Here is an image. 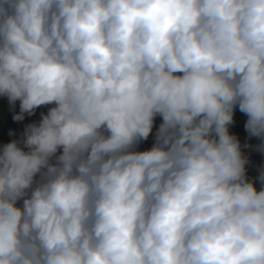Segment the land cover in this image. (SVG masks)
<instances>
[{
    "label": "clouds",
    "instance_id": "obj_1",
    "mask_svg": "<svg viewBox=\"0 0 264 264\" xmlns=\"http://www.w3.org/2000/svg\"><path fill=\"white\" fill-rule=\"evenodd\" d=\"M0 97V264H264V0H0Z\"/></svg>",
    "mask_w": 264,
    "mask_h": 264
},
{
    "label": "trees",
    "instance_id": "obj_2",
    "mask_svg": "<svg viewBox=\"0 0 264 264\" xmlns=\"http://www.w3.org/2000/svg\"><path fill=\"white\" fill-rule=\"evenodd\" d=\"M47 107H41L36 110L35 115L29 117L25 115V118L23 121L15 122L12 120L13 110L10 108L8 101L4 97H0V147H2L4 144L10 142L13 139H18L21 134L24 131V127L33 122H38L40 113L44 112L46 114ZM15 113H19V102H17L15 106ZM234 123L232 126H230L229 131L230 134L236 135L238 140L240 141L241 145L248 143L250 145H256L259 143V141L256 138H250L248 137L247 132L244 128V123L247 120V117L245 114L241 113L239 109L237 108L234 112L233 116ZM160 122V118L157 117L156 123L157 125ZM9 131H12L14 135L9 136ZM152 144V138L150 136L148 141L143 142L139 146V150H146L151 147ZM246 155H248L250 164L246 166L247 168V175L248 177L254 178L256 177L258 173L259 167L264 164V156H262L259 152L252 151L250 149H243ZM257 189L259 190V183L257 182L256 185Z\"/></svg>",
    "mask_w": 264,
    "mask_h": 264
}]
</instances>
